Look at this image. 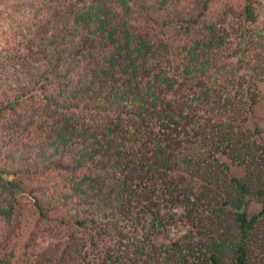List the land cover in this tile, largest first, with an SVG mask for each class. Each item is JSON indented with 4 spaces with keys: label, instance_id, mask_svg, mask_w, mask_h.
<instances>
[{
    "label": "trees",
    "instance_id": "1",
    "mask_svg": "<svg viewBox=\"0 0 264 264\" xmlns=\"http://www.w3.org/2000/svg\"><path fill=\"white\" fill-rule=\"evenodd\" d=\"M0 264H264V0H0Z\"/></svg>",
    "mask_w": 264,
    "mask_h": 264
}]
</instances>
